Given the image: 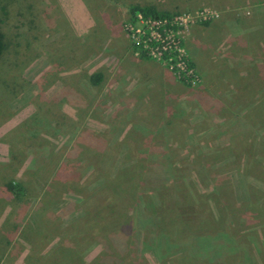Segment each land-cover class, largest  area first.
<instances>
[{"label":"rangeland","instance_id":"obj_1","mask_svg":"<svg viewBox=\"0 0 264 264\" xmlns=\"http://www.w3.org/2000/svg\"><path fill=\"white\" fill-rule=\"evenodd\" d=\"M135 6L193 17L197 85L142 57ZM194 26L213 36L199 60ZM226 26L234 57L208 47ZM0 28V264H264V0H0Z\"/></svg>","mask_w":264,"mask_h":264},{"label":"built area","instance_id":"obj_2","mask_svg":"<svg viewBox=\"0 0 264 264\" xmlns=\"http://www.w3.org/2000/svg\"><path fill=\"white\" fill-rule=\"evenodd\" d=\"M206 12L202 13L205 20H207ZM133 20L136 22L127 23L126 30L141 51V55L164 63L179 80L186 84L197 85L200 82L183 45L184 35L189 25L194 22L193 17L171 16L167 19L154 20L145 19L139 14ZM138 22L142 24L141 28L137 27Z\"/></svg>","mask_w":264,"mask_h":264},{"label":"trees","instance_id":"obj_3","mask_svg":"<svg viewBox=\"0 0 264 264\" xmlns=\"http://www.w3.org/2000/svg\"><path fill=\"white\" fill-rule=\"evenodd\" d=\"M139 14H141L145 19H154V20L167 19V18H171V16H172L170 13L163 12V11H158L157 9L152 8V7L135 6V7H133L131 9V13H130V17L129 18H131V19L133 18L134 19ZM7 46L8 45H7L6 36L2 32V30L0 28V65H1V61H2L4 55H5L6 51H7ZM142 57L145 58V59L148 58V57H146L144 55H142ZM102 79H103L102 74L101 73H97V74H94L91 77L90 80H91V83H93L94 85H100L102 83V81H103ZM225 160H227V159H225ZM192 177H193V175H192ZM7 188L15 196H18L21 193V191H22L21 186H18L16 183H12V182L7 185ZM130 190L133 193L132 197L135 195L136 192H139L137 190V185H135V184H134V186H130ZM112 192L114 194L119 195L120 197L122 195L126 196L127 194H129L130 197H131V192L128 193L125 189H124V191H120L119 190V186L112 187ZM223 192L225 194V191H223ZM230 193L231 192L227 189L226 190V194L229 195ZM139 194H142V193L140 192ZM124 199H125L124 197H121L122 201H124ZM128 199H129V197H128ZM139 199H140V197H139ZM142 200H144V199H142ZM125 202H127V201H125ZM121 211L118 210L119 216H117L116 218L120 217L121 219H124L125 213L122 214L123 212H121ZM234 215H235V213H232L231 217L234 218ZM107 219H109V218H107ZM176 219L177 218H174L173 219L174 221L172 220L170 222V223H172L171 227H176V228L181 227V226H179V224L176 225V222H177ZM109 221H110V219L107 220L105 224L107 225L109 223ZM117 221H119V220H117ZM206 223H208V222L201 221L200 222V226H198L197 228H195L191 232L194 233L195 231H202V230L210 229V225L208 226ZM205 239H206V236H195L194 238L191 239L189 244H190L191 248L194 249L195 255L198 253L199 256H196V257H203V259H206L207 260L206 262L209 263V259L212 258L215 255V254H210V253H213L214 251H216L217 253H220V255H222L223 250H224V247H223L224 244H222V241L220 242L221 239L218 238V236H214L213 237V239L215 241V244H213L212 242L210 244H208L207 243L208 240H205ZM218 239H220V240H218ZM197 241L201 244V248L197 247V245H196ZM183 254H184V251H183ZM189 255L192 256L191 253H189Z\"/></svg>","mask_w":264,"mask_h":264},{"label":"crops","instance_id":"obj_4","mask_svg":"<svg viewBox=\"0 0 264 264\" xmlns=\"http://www.w3.org/2000/svg\"><path fill=\"white\" fill-rule=\"evenodd\" d=\"M228 25H229V23H228ZM212 28H209V29H212ZM228 29H229V27H227V26H226V29L225 28H222V30H224L223 33L224 32H227V34L226 33L224 35L222 34L223 38H221L220 40H219V34H218L217 35V38L214 40V42L211 41L208 47L210 48V46H215L217 48H222V49H223V47H225L226 49L228 48V50H226V51L223 50V51H225L224 52L225 53V56L226 57H229V55H231V57H234L236 54H238V51H236V50H239L241 48V46L239 44L237 45V43H236L238 41L237 38L233 39L231 37L232 38V39L230 38L231 41L228 42V35H230L228 33ZM207 31L208 30H205V27L194 26L192 28V30H191V34H189V36L187 37V40H186L187 48H188L189 52L190 51L193 52V55H194L193 58H195L196 60H199L201 58V56L207 52V50H208L207 49V44H208L207 41H209V37H211L212 40H213V36L212 35L210 36V34ZM229 31H230V29H229ZM251 33H249V34H251ZM232 34H236V33H232ZM241 37H243V36H241ZM250 38H251V36H250ZM243 39H241V42H243ZM241 45H242V43H241ZM190 55H191V53H190ZM133 59H134L135 64L137 66H140V64L143 63V60L142 59H136V58H133ZM191 59H192V55H191ZM158 64H160V63H158ZM194 64H195V66L198 65L197 62L196 63L194 62ZM151 68L152 67L148 66L144 70L145 71V74H142L141 75L144 80H146V81H155V82H157V84L160 87L163 84V85L171 88V85H172V89H166V90H169L170 93L168 91H166L165 88L164 89L163 88H160L157 85L159 88H155V90H156L155 93H154V89H153V91H152L153 94H157V95H172V96L177 95L176 94V91L173 90V88H174V85L173 84L178 83V81L176 80V78L174 77V75L171 74V72L169 71V73L172 75L170 78L161 77V78H156V79H150L153 76V74L151 72L148 74V72L151 70ZM225 73L226 72L218 71L216 78L223 79V77H225L224 76ZM152 92H147V93L148 94H151Z\"/></svg>","mask_w":264,"mask_h":264}]
</instances>
